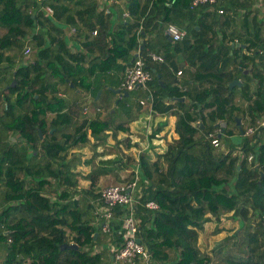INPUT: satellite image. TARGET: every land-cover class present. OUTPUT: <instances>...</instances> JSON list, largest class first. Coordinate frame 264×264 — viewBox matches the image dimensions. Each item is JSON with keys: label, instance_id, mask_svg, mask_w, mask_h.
<instances>
[{"label": "trees", "instance_id": "trees-1", "mask_svg": "<svg viewBox=\"0 0 264 264\" xmlns=\"http://www.w3.org/2000/svg\"><path fill=\"white\" fill-rule=\"evenodd\" d=\"M46 3L52 14L41 9ZM112 5L116 10L105 13L102 0H0V264L27 259L30 264H109L113 252L105 249L117 241L94 214L103 203L98 182L109 173L120 180V170L128 166L126 179L136 181L135 233L149 252V264H264V128L244 135L239 144L229 138L230 146L214 147L206 137L216 127L221 131L217 122L227 121L224 130L240 117L245 130L264 116V0ZM123 8L130 13L126 20ZM170 22L185 30L181 40L168 39ZM25 41L31 46L27 56ZM138 50L153 75L147 83L154 88L152 115L179 110L178 135L166 140L155 158L148 150L138 159L123 153L119 144L131 145L129 136H117L119 130L129 132L124 120L114 123L112 111L105 117L83 112L88 104L80 96L97 91L98 80L112 86L110 73L123 75ZM152 51L164 60L154 61ZM248 67L250 73H244ZM235 78L241 84L230 86ZM177 82L182 100L169 89ZM166 124L167 119L159 120L148 140L159 137ZM109 136L117 154L104 157L110 153ZM84 147L92 151L88 158ZM82 163L90 165L88 172L78 169ZM79 176L90 181L88 187L79 184ZM149 200L158 207H148ZM112 210L120 226L129 207L117 203ZM223 215L237 226L211 253L202 251L198 231L215 220L213 232H220ZM64 242L77 247L60 248ZM105 243L106 248L100 246Z\"/></svg>", "mask_w": 264, "mask_h": 264}, {"label": "built area", "instance_id": "built-area-1", "mask_svg": "<svg viewBox=\"0 0 264 264\" xmlns=\"http://www.w3.org/2000/svg\"><path fill=\"white\" fill-rule=\"evenodd\" d=\"M34 2H40L42 0H31ZM119 0H102V5L105 13H110V4L108 2L112 3H118ZM193 5L196 4H203V3H215L217 0H190ZM30 10L32 9V5L30 6ZM41 9L46 14H52L54 9L53 6L50 3L42 4ZM219 12L222 10L219 9ZM130 17V13L127 9H124L122 11V18L123 20H126ZM141 28V27H140ZM74 30V27L71 29ZM97 28H94L92 30V34H97ZM165 33L168 37L171 38L173 41L181 40L185 36V30L180 28L175 23H168L165 28ZM23 54L24 56H27L31 52V46L28 41H25V44L23 46ZM139 52V50H138ZM150 56L154 61H163V56L156 52H150ZM177 75L182 74V70L178 69L176 71ZM153 75L152 71L148 68H145L144 66V60L139 56V54L134 58V60L128 65L124 73L121 77L119 89L121 91H130L134 89L135 87H138L140 85H147L148 81L152 80ZM151 94L148 95L146 98H140L139 103L140 104H146L149 100V116H151L153 112V108L151 106ZM96 111L99 110V108H95ZM88 107H84L83 112H87ZM264 128V116L259 117L255 120L254 123L249 124L246 126L244 130V135H252L257 129ZM149 132V130H147ZM220 132V128L216 127L212 129L211 131H208L206 133V137L209 139L210 143L214 147H220L223 145L221 137L218 135ZM252 159V154L248 155V160ZM136 185V181H131L127 183H116V184H108L101 188L100 190V200L103 202L102 205L97 206L94 210V214L101 218L102 221V230L104 232H110L111 226H110V220L113 217V210L112 207L117 204H125L129 207V212L126 216H124L121 219L120 226L125 231V237L122 242V244L114 249L112 252V261L109 264H117L119 262H124L126 264H149V252L146 250L143 243L139 240H137L136 236V228L137 225L135 223L134 217H133V206L134 203L137 201L136 197L133 195V190ZM146 205L150 208H157L158 204L154 200H149L146 202ZM3 227V225L1 224Z\"/></svg>", "mask_w": 264, "mask_h": 264}, {"label": "crops", "instance_id": "crops-1", "mask_svg": "<svg viewBox=\"0 0 264 264\" xmlns=\"http://www.w3.org/2000/svg\"><path fill=\"white\" fill-rule=\"evenodd\" d=\"M117 4H120V6H121L123 4V0H119ZM259 5H260V3H258V2L254 3V6H259ZM123 10H124V8H123ZM261 12L264 13L263 10ZM138 54H139V52H138ZM181 66L182 67H180L179 69L184 68L183 65H181ZM110 74L112 75L111 79L114 80L116 82V84L115 85L112 84V86L110 85L109 87L118 88L119 87V85H118L119 79H120L122 73L120 71L119 72L115 71V72H111ZM177 76L179 77V75H177ZM103 77L107 78L108 76H102L101 79ZM139 87H144L143 90L146 89L147 91L149 89L147 85H143V86L140 85V86H138V88ZM135 88H137V87H135ZM113 93L115 94L114 98H117V97L119 98L117 93H115V92H113ZM149 94H151V93H149ZM148 95H147V93H146V96L145 95L144 96L140 95L139 98H138V102L137 103H139V99L140 98H146V97H148ZM143 105H147V106L143 107ZM149 106H150L149 105V101H147L146 104H141V105L137 104L136 106L132 107L131 110L129 111V116L126 115V119L124 120V124L128 127L129 132L127 133L126 131L119 130L118 133H117V136L120 139H122V138H124L126 136L130 137L131 145L129 147H125L122 143L119 144V147L123 151V153L129 154L132 157H134L135 159H138V155H139V153L142 150H148L149 153L151 154L152 158H155L156 152H163L164 151L165 146H166V140L170 139L171 137H176L178 135L177 132L175 131V123H176V119L178 117L179 110H174V112L172 114H170L169 116H166V117L161 116V115L153 116L152 114H151V116H149V112H148ZM97 107H99V106L96 105L95 108H97ZM89 110H90V106H88L87 113H89L91 115H97V114L90 113ZM145 113H146V116H143V118H142V119H144V118L145 119L143 121H140V118ZM170 116L172 117V121H170V123H168V117H170ZM129 117H132L133 119L129 120ZM161 119H167V124H166V126L163 129L160 130V133L157 134V136H159V137H156L153 140V142H150L148 140V138H147V135L151 131L152 127H154L158 123V121L161 120ZM154 121H155V123H154ZM171 122H172V130H171V127H170L171 126ZM147 130H149V132ZM165 133H166V135L170 136V137H168V139L164 137ZM108 142H109L108 149L110 150V153L106 154L104 157H113V156H115L117 154V149L113 146L114 143H115V140L111 136H109ZM152 144H153V146H152ZM88 151H91V150H88ZM84 156H86V155L84 154ZM82 165H85V163H82L81 165H78V169H80L81 168L80 166H82ZM89 170H90V165H89V168L88 167L86 168L85 172L84 171H81V172L82 173H86ZM131 170H132V167H130V166H128L125 169L120 170V172H119L120 180H116L112 176V174H110V173L109 174H103L99 178L100 182H98V185L101 184V182H103V179L105 177H106L105 180H107L106 182L116 181L117 183H127L130 180L128 181L126 179V177H127V175L129 174V172ZM78 181H79V184L81 186H83V187H88L89 183H90V181L88 179H84L82 177H79ZM82 181H84L83 185L80 183ZM229 214H230V212L227 215H229ZM224 216L225 215L221 216V218H223ZM225 217H228V216H225ZM211 221L212 220L207 221V222L204 223V228L202 230L198 231V233H199L198 234V238H201V234L203 232H205L206 234H209V232L212 230V228L214 226L211 229H209L208 231H207V227H205V226H206V223L211 222ZM110 222L109 223L113 227V229L111 231V234L113 235V237L115 238L117 243H115V242H113L112 244L109 243L108 249H105L106 253H108V251H110V252L113 251L115 249V247L119 243L123 242L124 237H125V231L122 229V227L119 226L117 223H115L114 220H112V219L110 220ZM233 222L235 223V221H233ZM219 226H220V224H219ZM107 239L109 240V237ZM103 242H106V241H103ZM198 245L202 249V247L200 246L199 242H198ZM100 246L102 247V245H100ZM104 248H106V247H104ZM24 263L25 264L26 263L30 264L29 263V259H27Z\"/></svg>", "mask_w": 264, "mask_h": 264}, {"label": "rangeland", "instance_id": "rangeland-1", "mask_svg": "<svg viewBox=\"0 0 264 264\" xmlns=\"http://www.w3.org/2000/svg\"><path fill=\"white\" fill-rule=\"evenodd\" d=\"M108 3L110 4V9H113L115 11L116 9L114 8V6L110 2H108ZM157 39L160 41L164 40V39L159 38V37H157ZM177 65H184V61L178 62ZM180 67H182V66H180ZM110 81L112 84H114V85L116 84V82L114 80L110 79ZM147 86L149 88L148 91L146 89L143 90L144 87H139V88L137 87V88L130 90L129 94L127 96H123L121 98L120 102L118 103V102H116L117 98H114L115 94L111 90H109V88H108L109 86H105L103 84V81L98 80L96 83V86H95V88H98V89H97V91L93 90V92L95 91L96 96H97L98 91H100V95L98 97L94 98L93 92H92V94L90 93L89 95H85L83 93H80L81 94L80 96H81L82 102H84V103L86 102L88 104V106H90V110H89L90 113L97 114V116H99V117H105L107 114H110V111H112L111 112L112 113V115H111L112 121L115 123V122H121V121L125 120L126 115L129 116V109L138 104L137 102H138V98L140 95L146 96V93L148 95L149 93L154 92V88L151 87V85L148 84ZM169 89L171 90L172 95L178 94L179 97H184V96H180L182 93L181 82H177L175 84L170 85ZM177 99H178V97H177ZM96 105L100 106L99 111L95 110ZM125 105H126V107H125ZM144 106H147V105H143V107ZM183 106H184V108H188L190 106V100L187 96L184 99ZM148 112H149V110H148ZM143 116H146V113L144 115H142V117L140 118V121H143L145 119V118L142 119ZM170 121H172L171 116L168 117V123H170ZM154 123H155V121H154ZM170 127L172 130V122H171ZM237 132H238V127H237L236 123L230 122L228 124V126L226 127V129H224L222 132V139H223V141H222L223 145L222 146H224L225 143L228 146H230L231 144L229 142V138L231 135H233ZM164 137L168 139V137H170V136L165 135ZM83 149H84L83 153L86 155L83 158H88L92 152L88 151V150H90L88 147H84ZM101 149H102V147H98V150H101ZM80 167H79L80 170L85 172L86 168L87 167L89 168V164L87 165V163H85V165H82ZM79 177H78V179H79ZM105 179H106V177L103 179V182H101V184H99V186L101 188L105 185H108V184L117 183L116 181L106 182L107 180H105ZM99 182H100V180H99ZM80 183L83 185L84 181H82ZM215 223H216L215 220H212L211 222L206 223L205 227H207V231L209 229H211L213 226H215L214 225ZM219 224H220V227H224L223 230H221L218 233H214L213 232L214 227H213L212 230L209 232V234H206L205 232H203L201 234V238H198V242L200 243V246L202 247V251L211 253L213 251V247L215 246V244L221 238H223L227 233H231V231H229V229H231L234 226H237L236 221L234 223L231 218H228L225 216L223 218H221V221ZM0 232H1V230H0ZM1 236H2V238H4V236L2 235V232H1ZM2 245H3V239L0 241V261H1V253H2L1 247H2ZM105 245H107V243L102 244V247H104ZM26 264H28V263H26Z\"/></svg>", "mask_w": 264, "mask_h": 264}, {"label": "water", "instance_id": "water-1", "mask_svg": "<svg viewBox=\"0 0 264 264\" xmlns=\"http://www.w3.org/2000/svg\"><path fill=\"white\" fill-rule=\"evenodd\" d=\"M168 39L171 40L170 37ZM137 55H138V52L135 53V56H137ZM244 73L249 74L250 73V67L246 68L244 70ZM14 75H15V73L13 72V79L10 82V85L11 86L15 85V83H16V78L14 77ZM234 84L240 85L241 84V80L238 79V78H235V79H233L229 83L230 86H233ZM113 91L118 94L119 98H121L122 96H127L129 94V91H127V90L121 91L119 88H113ZM99 95H100V91H98L96 97H98ZM178 99L182 100L183 97H178ZM116 102H118V99H116ZM226 124H227V121L226 120L215 123V125H219L222 128L221 131L218 133L219 136L222 135L223 128L226 126ZM236 125L238 127V132L235 133V134H233V135H231L230 138H231V140H232L233 143L239 144L242 141L243 134H244V129H243V126L241 124L240 117H237L236 118ZM39 134L42 135L40 130H39ZM96 235H97V232L94 233V237ZM137 240L139 241L140 238L137 237ZM64 247H74V248H76L77 247V244L76 243H67V242H64V243H62L60 245V248H64ZM111 258H112V255H111Z\"/></svg>", "mask_w": 264, "mask_h": 264}, {"label": "clouds", "instance_id": "clouds-1", "mask_svg": "<svg viewBox=\"0 0 264 264\" xmlns=\"http://www.w3.org/2000/svg\"><path fill=\"white\" fill-rule=\"evenodd\" d=\"M119 88V87H118Z\"/></svg>", "mask_w": 264, "mask_h": 264}]
</instances>
